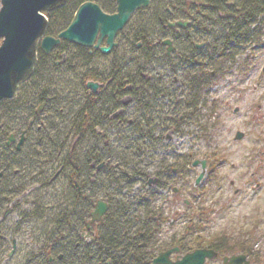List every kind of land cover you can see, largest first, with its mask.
<instances>
[{"label": "rangeland", "instance_id": "374dc122", "mask_svg": "<svg viewBox=\"0 0 264 264\" xmlns=\"http://www.w3.org/2000/svg\"><path fill=\"white\" fill-rule=\"evenodd\" d=\"M177 1L167 0L164 12L156 9L155 5L136 12L119 34L117 38L119 44L123 46L126 45L125 43L130 44L131 42L133 45L135 38L145 34L146 31L153 34L154 38L163 40L166 35L160 37L159 18L170 21L166 16L167 10L172 9ZM154 3L156 4L157 0ZM249 33L248 41H245L244 38L237 40L240 44L234 45L230 50L224 52V58L216 59V65H210L207 62L203 66L200 65L199 68L195 65H183L180 68V64L174 60L173 62L176 64L173 66L175 69L178 68L177 73H174L170 67H166L168 63L165 64L166 66H162V68L165 67L164 69L152 72L154 86L161 92L166 86L172 95H169V98L159 97L156 103L159 104L158 106H164L163 109L174 105L179 110L177 117L182 116V119L179 122H173L170 127L175 131L171 141L164 140L152 144L153 161L147 162L145 165L149 174L161 177V187L152 189L148 187L143 178H139L138 183L122 184L126 188L123 190L121 187V192L123 195L135 199L146 195L144 201L149 200L154 204L152 210L161 216V222L157 223L159 229L155 236V239L160 243L168 242L171 236L181 240L189 231H196L199 236H219L224 230V227L220 225L221 216L219 213L217 216H213L210 221L206 220L203 213V210L214 205H217V208L225 206L226 209L239 207V218L243 217L245 213L251 214L255 208V217L258 220L256 236L258 239L264 236V14L250 27ZM68 50L73 59L75 58L74 62L77 69L79 68L78 72L74 75L65 74V70L62 69L44 79L53 82L52 89L62 100L68 95V99L74 101V109L69 104L58 105L59 113L55 121L59 123L63 120L64 126H68L70 123L72 131L79 121L75 103L85 106L83 104L85 93L83 95L82 89L78 86V80L81 81L83 75L84 60L78 57L80 53L74 48L68 47ZM138 54L134 52L123 56L120 51L119 56L125 57L129 62L133 58H137ZM110 60L112 58L109 56L96 57L93 61L87 62L86 67L90 68L88 72L100 69L98 64L106 66ZM80 73H82L81 76ZM190 73L204 78L196 90H191L193 86L190 77H188ZM36 76H38L37 68L31 78L34 81L32 85L42 80V75L39 79ZM175 78L177 82L173 84ZM192 94L195 97H190ZM194 100L195 106L191 109L185 108V104H194ZM136 105L135 103L131 105V111L136 108ZM237 108L239 112L235 113ZM72 120L75 121V124L72 123ZM199 121L202 122L199 123ZM145 123L147 124V121ZM203 123L207 125L206 132L200 130V124ZM161 131L162 129H160ZM129 132L130 130H127L123 134L130 138V140L127 139V142L129 141L128 148H134L136 144L132 145V134ZM238 132L244 134L243 140H235ZM165 133L166 131H163V135ZM112 134L114 135V144L111 149L119 148L121 151L122 140L116 138L114 131ZM73 136L70 134L68 137L67 143L68 145L70 143V146L71 142L75 141ZM90 145L91 143L88 147ZM198 159H206L210 164H208L205 179L196 187L195 181L201 173V168L192 167V162ZM135 162L137 161L134 158L129 162L132 172L136 171ZM172 164L179 165L180 170L177 175H173L168 170V166ZM58 167L59 164H56L54 169L51 168L50 177L55 174ZM69 172V169L66 173L63 172L50 189L39 190L40 192L35 193L33 203H30V200L18 203V210L6 220L5 228L1 234L11 233L10 244L7 247L9 253L12 251V239L19 241L17 254L11 259L13 264H26V262L36 264L38 248L41 246L39 243L42 230L45 231V227L48 230L53 229L64 210L75 205L77 191L74 192V188L67 183ZM158 172H164V174L161 176ZM232 183L234 185H231ZM256 185H260V189L253 191ZM175 187L179 191L178 195L173 194L172 189ZM236 190H240L241 193L236 195ZM244 198H249L248 200L251 202L248 205L240 206L239 202ZM185 201L191 202V205L186 206ZM194 208L199 210V213L198 217L194 216L192 219ZM221 211L223 214L225 210L221 209ZM27 213L28 216H24ZM38 217L45 218L41 220ZM235 217L234 212L229 211L226 216V224L233 223ZM238 227L232 226L231 228ZM43 241L44 239L41 243ZM20 246L25 247V251L20 252L22 249ZM26 250H30V260ZM155 250L158 251L157 246ZM156 252L154 255L157 254Z\"/></svg>", "mask_w": 264, "mask_h": 264}, {"label": "trees", "instance_id": "16d2710c", "mask_svg": "<svg viewBox=\"0 0 264 264\" xmlns=\"http://www.w3.org/2000/svg\"><path fill=\"white\" fill-rule=\"evenodd\" d=\"M194 1V3H192ZM85 2H95L97 3L106 13L112 14L116 11V0H71L63 9L49 14L48 18L50 21V26L48 28V35L57 36L70 25L77 9L80 5ZM152 3V6H157L156 9L164 12V8L167 6V0H157V3ZM177 8L178 17H187L191 23V27L184 32H180V35H176L175 38H179V44L177 47V54L181 56L179 60H176L180 64V68L183 65H199L204 64L201 61H207L208 63L216 65V59H222L225 57L224 52L230 50L234 45H238L237 40L244 38L248 41L249 29L257 21V19L264 14V0H178L177 4L174 5ZM166 14V12H165ZM168 18V12H167ZM163 17V16H162ZM159 26L161 36L166 35V30L164 28L167 19L159 18ZM174 32L171 31L170 35L174 37ZM159 35V34H158ZM162 39L158 40L154 38V35L148 31L145 34H141L136 37L133 45L125 43L129 46L130 52L139 53L137 58H133L131 61H126L125 57L119 56L118 51L114 50L111 55H109L112 60L108 62L106 66L104 64H98L100 69L88 72L90 68H87V62L93 61L96 57H104L101 54H90L88 50L83 48L73 47L78 54L80 59L84 60V66L82 67V73L78 80V86L82 89V93H89L92 96L85 94V100L83 104H76L77 107V117L79 118L78 126L75 125L74 129L77 131L74 135L81 133L83 135L88 134L83 140L86 143V148L91 143L89 149L92 147L101 149L108 148L111 155L110 162V173L109 176H104L100 178L98 184V196L109 199L110 211L106 214L102 226H99L98 236L94 238V243L87 244L86 247L82 249H77L76 246L80 241V232L84 227L85 221L81 218H76L77 213H88L85 209L90 205H86L83 200L74 203L71 208L65 209L62 215L57 219L55 223V230H48L47 227L42 230L40 234L41 246L45 245L47 242L53 244V251H57L58 254L55 259L59 260V256L64 254V261L61 264H96L102 262L103 264H151L150 256L156 251L157 240L155 236L157 235L156 230L159 229L157 223L161 222V216L154 213V204L145 201H137L135 198L127 197L121 192V187L124 190L126 187L124 184L130 185L138 183L139 178L147 179L149 176L148 169L145 168L147 162L153 161V146L155 142H162L164 140L163 131L160 129L169 131L173 125L172 117L175 121H180L182 116L177 117L179 110H177L174 105L163 109L164 106H158L156 103L159 97L169 98L170 92L164 88L161 92L158 90L152 81L153 71L164 69L162 66L170 67L173 69L174 73H177L178 68H174L173 59L174 57L167 58L163 48H161ZM142 42L143 45L138 49L137 44ZM206 43L207 48L203 50H209L210 53L202 55V51L196 49L194 46L196 44ZM157 44L158 46H155ZM134 47V48H133ZM160 47V49L158 48ZM222 52V53H221ZM207 57V58H206ZM58 58V57H57ZM57 58L54 62H57ZM75 59V58H74ZM73 57H69L68 69H65V74L71 73L76 74L78 71L75 60ZM203 59V60H202ZM54 62L51 65L46 66L45 64H39L37 71L38 79L42 75V80L40 82H35L34 85L31 81L29 87H31V104H40L47 102L51 99V104L55 106L51 107L52 123L50 131L45 136V146L50 145V155H49V166L54 169L56 164L59 167L63 163L67 165L70 170L68 178L73 182H81L88 172V177H90L89 163H81L80 166L75 161L77 157L73 152L67 154L65 158L57 155L58 152H63L70 150V143L68 145V137L70 135V123L66 127L64 126L63 120L56 123L59 104H69L74 109V101L68 99L66 95L62 100L61 97L55 94V90L52 89L53 82L51 80H46L47 77L53 75L54 72L62 70L61 67H57ZM75 65V66H73ZM172 66V67H171ZM156 67V68H154ZM194 67V66H193ZM93 69V68H92ZM46 77V79H44ZM190 81H192L193 88L191 90H196L197 86L203 81V77L195 76L190 73ZM187 77V78H188ZM35 80V79H34ZM95 81L108 87L112 81L116 82L117 90L120 93H125L126 95L121 99V102L130 97V106L132 104H137L136 108L131 111L130 120L131 124L128 130H130L132 145L136 144L133 148H128L127 139L130 140L129 136L125 137L123 132L120 136L115 133L117 139H121L123 142L122 152L119 148L111 149L114 144L113 140H99V135L94 133L100 129L102 123H92V118L96 117L97 111L105 107L107 104H113L116 106L118 104L117 100H110L104 97L102 100L96 99L98 96H94L86 89L87 81ZM112 80V81H111ZM161 83V81L159 80ZM177 82V79H173V84ZM196 83V84H195ZM188 86V85H187ZM33 87V88H32ZM30 89V90H31ZM42 94V97L40 95ZM172 96V95H171ZM194 96L193 94L190 97ZM195 97V96H194ZM27 100V94L25 95V101ZM177 100H180L177 98ZM149 103V104H148ZM194 104H185V108L190 109L195 106ZM122 104V103H121ZM98 105V106H97ZM115 114V113H114ZM191 115V114H190ZM189 115V116H190ZM132 117V119H131ZM184 117V116H183ZM78 120V119H77ZM202 120V118H201ZM147 121V124L145 123ZM67 122V121H66ZM202 121H199V123ZM75 124V121L72 120ZM200 130L202 132L207 131V125L205 123L200 124ZM65 129V131H64ZM132 131V132H131ZM166 131V132H167ZM125 133V132H124ZM105 137V135H104ZM42 144V141H40ZM138 145V146H137ZM101 146V147H100ZM93 153V152H92ZM121 153V155H120ZM94 156L95 159H102L97 154L90 155L89 158ZM120 156V157H118ZM42 160V156H36ZM87 159L88 157H84ZM134 158L136 171L132 172L130 170L129 162ZM93 160V158L91 159ZM144 160V161H142ZM63 161V162H62ZM36 163L35 167L37 166ZM21 168L25 167L23 164H19ZM58 167V169H59ZM57 169V170H58ZM177 169L176 164L168 166L169 171ZM32 170V169H31ZM56 170V171H57ZM67 172V171H66ZM162 176L164 172H158ZM123 184V185H122ZM161 185V183H160ZM109 193H108V191ZM23 193L20 191L19 195ZM138 199V198H136ZM47 215V214H46ZM28 216V215H24ZM80 216V215H79ZM46 217V216H45ZM44 217V218H45ZM39 218V217H38ZM44 218H39L43 220ZM71 221V222H69ZM46 224V223H45ZM49 225V224H48ZM68 228V235H62L63 230ZM5 234H2L3 237ZM42 239H44L43 243ZM2 237H0V264L8 256V244ZM65 242L67 243L66 249ZM40 250L41 247H40ZM45 252V251H44Z\"/></svg>", "mask_w": 264, "mask_h": 264}, {"label": "flooded vegetation", "instance_id": "af4514ba", "mask_svg": "<svg viewBox=\"0 0 264 264\" xmlns=\"http://www.w3.org/2000/svg\"><path fill=\"white\" fill-rule=\"evenodd\" d=\"M169 15H174V11H169ZM117 38L115 40L117 46L112 49L110 55L114 50L118 51L117 54H120L121 51L123 56H125L126 54L128 55V52H130L129 46H122L121 44H119ZM179 40L181 39L173 38L171 42L176 55L178 56V58H181V56L177 54L176 47L179 44ZM140 44L142 47L143 43L140 42ZM70 45L82 48L72 43L62 41V43L58 47L54 48L50 54H45L44 52L39 50L37 68L39 64H45L46 66L51 65L52 62H54V60L58 57L57 62H54V64L57 67H61L65 70L68 67L69 57L71 56L70 51L68 50V47H71ZM202 45H204V47L202 48L206 47V43H203ZM155 46L158 45L155 44ZM162 47L164 46L162 45ZM158 48L160 49V47ZM86 50H88L92 55L97 53L103 55L100 49ZM31 81L32 79L19 87L17 95L14 99L3 101L0 103V237L6 240L5 242L10 241L9 236L11 235V233L9 232L7 235H4L5 237H3L1 232L4 230L6 220L9 218V216L16 210H18V203L21 204V201L25 202L27 200H30V203H33L35 193H37L39 190L50 189V187H52L58 180L59 176H61L63 172L66 173V171L68 170V168L66 170L67 165H63L62 163L55 174L50 177V166L48 162L50 155V145L45 146V136L47 137V134L50 131L52 123L51 107L55 105L51 104V99H48L45 103L31 104V99H33L31 98V96H33L31 95L32 89L31 87H29V83ZM116 86V82L112 81L108 87L104 86L100 93L96 95L93 94L94 96L98 95L96 97V99L98 100H102L104 97H107L110 100H114L115 98V100H117L118 102L117 106L114 104L116 103L115 101L113 102V104H107L105 107L103 106L102 109H99L97 111L96 117L98 116V118H92L93 124L102 123L99 131H96V129L93 130L97 136L99 135V143L101 139L113 140V131L117 133L118 136H120L122 132L128 130L127 128H129L131 124V108L129 105L123 107L121 104V99L126 94L124 92L120 93L117 90L118 87ZM26 94L27 100L25 101ZM85 94H87L88 96H92L87 93V91ZM41 97L42 94L39 98ZM121 108L123 109V111L117 117H112L114 113H116ZM61 113H63V110H61ZM171 119L172 122H174L173 117ZM106 126H108V128H106ZM73 130H70V134L74 135L75 133H77V131L74 128ZM171 130L172 132H175L174 129ZM88 134L83 135L81 133H78L74 135L73 137H75V141L71 142L72 144L70 150L66 151V149H63V152L57 153V155L62 157L63 160V158H65L67 154H71L74 152L77 156L75 158V161L78 163V165L83 166L81 165V163L88 162L89 168L91 170L90 177H88L87 172L81 182H73L70 178L67 177V183L74 188V192L75 190L77 191V196L75 195L76 202L83 200L86 205H90L87 209H85L86 211H88V213L80 214V212L77 213L76 216V218L86 220L84 227L80 232V241L76 246L78 250L86 247L87 244L94 243V238H97L98 236L99 226L103 225L104 218L110 211L109 199L103 198L102 196L99 197L97 194L100 178L109 176V166L111 162L112 152H110L108 148H103L101 146V149L94 147H92L91 149H89V147L86 148V143L83 142V140ZM40 141H42V144L40 143ZM34 154H36V156H42V160L40 161L39 158H35L34 160ZM95 154H97L102 159H95L94 156L89 158L90 155ZM84 157L88 158L85 159ZM92 158L93 160H91ZM37 162L38 164L35 167ZM20 163L25 167L21 168V166L19 165ZM208 164L209 163L207 161V167ZM192 167L194 166L192 165ZM172 172L173 175H177L178 169H174ZM144 180L145 182H147L146 179ZM148 184H150V181L148 182ZM199 185H196L195 181V186L198 187ZM231 185H234V183H232ZM259 189L260 185H256L253 191H258ZM22 190L23 193L19 195L20 191ZM178 192V189L174 190L173 194L178 195ZM235 193L236 195H239L241 191L236 190ZM144 196L146 195H141L140 197H138V199L135 200L144 201ZM248 199L249 198H244L243 201L239 202V205H248L251 202V200ZM99 202L107 205V212L102 217L101 221L91 223L92 214L95 212L96 206ZM184 203L186 206L191 205V202L188 201H185ZM221 209L225 210L223 214V211H221ZM239 210V207L226 209L225 206H221L219 208H217V205L209 206L208 208L203 210L204 216L206 220L210 221L213 216H217V214L219 213V215L221 216L220 225L224 227V230H222L221 234L215 237L199 236L197 235L196 231H189V233L184 235L181 240L173 238L172 236L169 238V241L165 243H160L157 240L158 251H155L157 253L156 255L153 254L154 256H150L151 264H154V259L158 258L161 254L167 253L170 250L174 249H178L179 252H175L170 255L169 261L171 263H177L181 261L182 258L188 254H193L197 251H206L212 253L213 255L211 259L206 258L204 264H264V236L261 239H258V237L256 236L258 232V220L257 217H255L256 209L253 208L251 214L245 213V215L240 218ZM229 211L234 212L236 217L233 219V223L227 225L226 216ZM198 213L199 210L197 211L194 208L192 212V219L194 216L198 217ZM232 226L239 227L231 228ZM67 229L68 228H65L63 230L62 235H68L69 230ZM52 230L54 231L55 228H53ZM11 243L12 251L11 253L8 252V256L2 264H13V260L11 259H13V256L17 254L19 241L18 239H12ZM21 243H23V241H21ZM66 245L67 243L65 242L64 250L67 248ZM20 247L22 248L20 249V252L23 250L25 251V247ZM40 247L42 250H40ZM40 247L38 248L37 252L36 264H61L60 262L64 261V254H61L59 256L60 261L55 259V256L58 254V252L53 251L54 246L51 242H47L45 245H42ZM26 251L28 259L30 260V250ZM32 252L34 253V250H32ZM26 264H30V262H26ZM96 264L103 263L98 262ZM107 264L110 263L108 262Z\"/></svg>", "mask_w": 264, "mask_h": 264}, {"label": "water", "instance_id": "95a60500", "mask_svg": "<svg viewBox=\"0 0 264 264\" xmlns=\"http://www.w3.org/2000/svg\"><path fill=\"white\" fill-rule=\"evenodd\" d=\"M71 0H2L0 8V102L16 97L19 87L27 83L34 75L38 64L39 50L45 54L58 47L62 41L85 49H100L103 55H109L116 45V38L138 10L147 9L151 0H117V12L107 14L94 2H85L79 6L68 28L57 37L47 35L49 21L46 15L64 8ZM185 28L188 23H173L170 27ZM105 43V46L103 44ZM165 44H170L166 42ZM171 49L168 50V55ZM264 71V69H263ZM103 84L87 81L86 88L94 95L100 92ZM130 97L122 103L128 105ZM235 112H239L237 108ZM119 112L112 117H117ZM170 138V134H169ZM244 139L238 132L235 140ZM201 165L202 173L196 184L205 177L206 161H196ZM151 181L150 184H155ZM107 205L98 203L92 214V223L101 221L107 212ZM178 249L161 254L154 264H204L212 253L197 251L188 254L177 263H171L169 257Z\"/></svg>", "mask_w": 264, "mask_h": 264}]
</instances>
